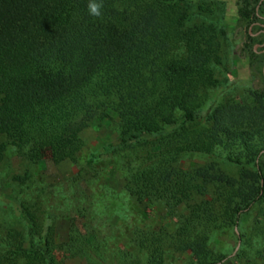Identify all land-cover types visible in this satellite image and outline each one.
<instances>
[{"label": "trees", "instance_id": "1", "mask_svg": "<svg viewBox=\"0 0 264 264\" xmlns=\"http://www.w3.org/2000/svg\"><path fill=\"white\" fill-rule=\"evenodd\" d=\"M102 2L97 18L88 0H0V161L11 152L32 167H77L81 182L68 187L83 220L78 229L43 197H13L23 232L0 228V264H264V0H230L232 40L225 0ZM229 55L250 74L238 97ZM102 127L115 144L85 152L81 134ZM188 156L205 162L182 167ZM113 171L133 216L92 225L85 190L106 188ZM30 177L10 178L18 195ZM256 210L242 241L240 218ZM222 231L241 246L216 251Z\"/></svg>", "mask_w": 264, "mask_h": 264}, {"label": "rangeland", "instance_id": "2", "mask_svg": "<svg viewBox=\"0 0 264 264\" xmlns=\"http://www.w3.org/2000/svg\"><path fill=\"white\" fill-rule=\"evenodd\" d=\"M225 12L226 13H223L225 31L228 39L232 40L233 35L235 34L233 15L234 8L230 6V0H225ZM229 59L230 63L228 72L232 71V73H228L226 75L228 80L227 84H231V94L238 97L247 89L250 74L244 61L237 60L232 55H229ZM81 139L85 146L84 151L88 153L97 152L98 150L105 149L108 146L115 144V134L110 128L107 127H102L99 129L88 128L81 134ZM102 158H106L108 160L110 157L109 155H103ZM41 160L42 161L39 162L37 166L32 167L15 157L11 152H8L4 156L3 160L0 161V194L2 196H6V198H0V228L22 233L23 223L21 218H19L15 212V206L12 202L14 199L13 197H18V200L22 199L31 202L34 201L33 198L35 195H37L40 198L43 197L49 202L50 206L46 205L47 211H52L59 214L58 209L60 208L62 211H64L63 213L65 215L72 217L71 219L77 225L76 227L78 229H82L81 224H83V220L78 214H76L74 210H72L74 201L70 192L72 190L68 187V185H71V183L79 184L81 182V179L77 174V167L70 165L67 161L61 162L56 166H52L47 162L46 158H42ZM104 161L105 160L103 159L102 162ZM204 162L205 159L202 157L188 156L181 161V166L189 167L200 165ZM262 166L264 167V161L262 162ZM219 169L232 177H234L237 172V168L222 163L219 164ZM25 172H28L31 177L25 181V184L22 186V189H24L22 193H20L21 195H18L17 193L19 191V187L17 184L12 185L10 183V178L13 176H19L22 178ZM113 173L116 174H113V177L109 179V183L106 185V188L109 187L110 190L114 191L115 195L117 196L114 197L112 194H109L106 188H104L105 190L95 189V185L92 186L91 191L90 189L85 190L86 195H88V197L85 199L88 207L85 203H83V205L86 207V209H88L86 210L85 215L87 216V219L90 220V222L92 221V225H96L97 223L101 225L102 222L104 224L113 222L122 215L124 208H126V198L123 196L121 190V186L123 185V182L120 179L121 171H113ZM99 182L100 181L98 180V182L95 184L99 185ZM10 186L11 188H9ZM35 190H37L40 194H36ZM99 192L102 194H99ZM57 203L59 204L57 205ZM256 212L257 210L240 218L238 232L242 236V241L247 240L248 235L251 236L250 226L254 221ZM124 214L125 218L123 219L122 223H128L133 215H129L126 212H124ZM45 223L47 224L48 221L45 220L44 225ZM84 225L86 227L87 224ZM67 227L68 223L63 219L53 222V236L58 240V249L55 251V253L57 252V256H61V242L64 241L67 233ZM213 240L214 243L218 244L216 251L223 253H228L232 249L236 250L239 245L241 246L240 241H238L235 237H232L229 232L225 233V231L214 234ZM250 241H252V243H256V239L253 237ZM244 249L246 254L248 253V255H250V248L244 246ZM63 264L82 263L75 258H70L64 259ZM224 264H229V262H224ZM230 264L237 263L233 260L230 262Z\"/></svg>", "mask_w": 264, "mask_h": 264}, {"label": "clouds", "instance_id": "3", "mask_svg": "<svg viewBox=\"0 0 264 264\" xmlns=\"http://www.w3.org/2000/svg\"><path fill=\"white\" fill-rule=\"evenodd\" d=\"M102 7H103L102 0H99V2H97V0H88L87 10L91 16L99 18L102 14L101 13Z\"/></svg>", "mask_w": 264, "mask_h": 264}]
</instances>
